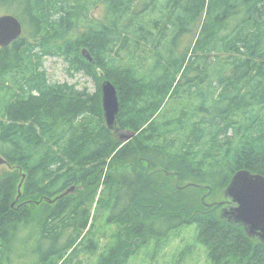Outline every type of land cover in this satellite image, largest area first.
Returning a JSON list of instances; mask_svg holds the SVG:
<instances>
[{
    "label": "trees",
    "instance_id": "1",
    "mask_svg": "<svg viewBox=\"0 0 264 264\" xmlns=\"http://www.w3.org/2000/svg\"><path fill=\"white\" fill-rule=\"evenodd\" d=\"M13 1L31 31L25 26L14 45L0 49V81L4 83L5 75L17 80L25 75L23 63H31L33 57L37 67L34 86L28 90L21 85L24 95H17L0 120V155L11 164L10 171L0 175V252L9 251L20 229L37 217L30 205L47 203L44 198L56 199L74 186V193L47 203L49 209L55 208L44 219L65 221L63 227L74 219L79 239L88 229L89 213L73 210L69 215V208L76 195L88 196L102 185L103 190L115 189L106 209L110 220H121L126 230L112 254L119 250L126 254L129 246L144 241V219L151 218L149 234L160 238L176 227L198 224L212 264L234 260L264 264V245L249 238L243 227L221 220L215 204L206 205L216 188L225 191L236 172L248 169L264 175V112L249 115L251 124H241L246 127L242 135L234 126L236 113L264 110V0H166L167 11L150 26L139 23L147 15L142 7L148 0H97L106 6L107 23L87 20L95 4L91 0H0V4L10 6ZM203 15L191 50L177 52L176 47L164 46L170 31L177 26L189 31ZM43 32L53 33L36 43ZM69 33L73 34L67 42L75 51L74 57L65 56L69 75L82 72L97 85L93 100L88 88L52 83L42 69L41 52L57 54L45 44ZM81 48L90 50L93 62L82 56ZM105 80L119 95L118 133L104 121ZM249 91L253 95L248 99ZM169 114L175 119L170 121ZM197 115L202 118L200 132L192 144L212 137L209 167L205 160H191L195 145L178 146L180 133ZM165 128L173 137L166 136ZM123 131L136 136L123 143L118 135ZM224 144L230 146L225 156ZM124 163L131 173L115 177L114 169ZM24 175L25 188L18 198ZM189 188L206 191L205 201L202 197L198 204L185 197ZM159 223L167 227L158 233Z\"/></svg>",
    "mask_w": 264,
    "mask_h": 264
},
{
    "label": "rangeland",
    "instance_id": "2",
    "mask_svg": "<svg viewBox=\"0 0 264 264\" xmlns=\"http://www.w3.org/2000/svg\"><path fill=\"white\" fill-rule=\"evenodd\" d=\"M92 1L95 2V4L91 6L89 10V19L87 20L90 21V23H107L108 19L105 4L97 2V0H91V2ZM165 1L166 0H160L159 4H154V2L150 0L146 1L142 9L147 12V15L139 18V23L144 26H150L155 20L160 19L162 12L164 11L165 13L167 11L166 4L168 1ZM5 4V2L0 4V16L12 14L17 18L20 17V21H22L24 26L28 29V32H30L29 22L23 17V10L21 7L16 6V2L14 1L9 2L10 6ZM205 15L194 23L189 31H183L179 26L170 31L167 40L164 42V46L176 47L177 52H184L186 49L191 50L192 38L196 39L199 36L206 17ZM51 33L53 32H49L45 35V32H43L42 35L38 37L36 43L42 44L45 42L46 38H50L49 35ZM154 33H157V30H154ZM72 34L73 33L67 34L64 39L53 38L49 44H45L46 49H50L57 54L46 55L41 52L42 69L47 72V77L50 82L59 84L68 83L70 85H75L80 90L88 88L92 95L91 100H93L98 91L97 85L92 80L87 79L82 72L75 77L69 75L68 72L69 64L65 56H75V51L69 47V43L67 42ZM27 35H29V33ZM30 41H32V39H30ZM31 43H33V47H39L38 44L35 45V42ZM40 49L42 50L43 47H40ZM150 50L153 52L155 51L152 47H150ZM162 52H166L164 47L162 48ZM35 61L37 60L33 57L31 63H23L25 75L22 77L28 79V85L30 86H33L35 81L31 80L35 79L34 76L36 75L35 71L37 66ZM97 72L99 75L104 76V73L99 67L97 68ZM8 77L11 78L12 76L5 75L3 77V80H5L3 81L4 83L0 81V120L5 119L3 117H6L8 105L14 101L12 96L15 95V90L12 84L15 82H12ZM19 87L21 91V86ZM246 95L249 96V99L253 94L249 91ZM16 97L17 95L14 96L15 99ZM252 110L250 109L249 111L251 112L247 115H243L242 113L235 114L234 126L235 129L239 131L240 135L246 131V127L241 126V124L244 125V121L251 124L249 115L256 113L262 114L264 112V110H259L257 112L255 109ZM174 117L175 114H169L170 121L175 119ZM201 119V116L197 115L193 119V122L189 124L188 129L180 133L183 139L179 141L178 146L179 148H183L185 145H188L189 148H192L195 145L196 147L194 148V154L191 160L193 161L194 159L197 162L205 160L207 167H209L212 160L211 157L207 155L212 143V137H205L201 144H192L195 140V135L200 132L198 127L201 125L199 122ZM241 121L242 123H240ZM173 128L174 127H169V130ZM164 130L166 131V136H172L168 128ZM175 133L179 132L177 131ZM120 134H122V132L118 135ZM224 145L223 156H225L228 148H230L228 144ZM128 163H124L117 169H114L115 177L117 176V178H119L121 174L131 173L129 169H125ZM9 171V167L2 166L0 168V175H5ZM22 181L23 179L21 182ZM173 181H175V178H173L172 182ZM22 183V187L20 188L21 192L25 188V180ZM186 184L187 183L183 182L181 185ZM171 185L174 186V183H171ZM103 189L104 186L101 185L98 191H96L97 193L93 190L88 196L76 195L75 199H73L74 202L69 208V215H73V210L75 213L79 210L81 213L84 212L83 215H85L86 212L89 213L90 217L88 229L81 233L79 239L77 236L79 230L77 225L73 223L74 219L70 218L67 220L69 222L68 225H70L67 227L61 225L66 223L65 221H62L61 224L58 223V220L54 222V220L51 221L48 219V221H45L44 216L46 212H50L51 208L54 210V205H50V209L47 206L48 202L41 204H39V202L35 205H30V209L37 217H34L30 224L20 229L9 251L2 248L0 252V264H212L209 257V249L207 245L203 244L200 240L203 238V228L201 229L198 224L193 222L176 227L168 232L165 237L160 238L149 234L153 219H144V223L148 228L143 229L145 240L129 246V250L126 254L122 253V255H120V250L112 254L113 251L121 246L122 234L126 230L123 229L124 223L121 220H116L115 218L110 220L111 213L109 209H106L111 204L110 198L115 194V189ZM184 191L185 197H188L198 204H201L202 197L206 193V191L202 192L196 188H189ZM84 198H86L85 203L81 204ZM221 201H225L224 189L221 188H216L213 194L206 199L207 204H215ZM79 219H82V216ZM44 222H48V224L46 225ZM57 225L59 228L55 230ZM159 227L160 229H156L155 232L159 233L161 228L166 229L167 224L159 223ZM58 232H60L59 235ZM74 238L75 241H78L75 242ZM133 239L135 240L136 237ZM71 242L74 244L72 249L69 251L65 250L67 245L71 244ZM233 263L241 264L238 260H234Z\"/></svg>",
    "mask_w": 264,
    "mask_h": 264
},
{
    "label": "water",
    "instance_id": "3",
    "mask_svg": "<svg viewBox=\"0 0 264 264\" xmlns=\"http://www.w3.org/2000/svg\"><path fill=\"white\" fill-rule=\"evenodd\" d=\"M23 33L20 20L14 15L0 16V46L7 47L19 40ZM82 56L89 62H93V56L88 48H83ZM102 109L106 127L118 133V116L121 111L118 91L110 80H105L101 85ZM136 136L135 132L123 131L119 139L127 143ZM2 166L11 167L9 161L0 155V168ZM26 176L24 175L23 181ZM22 181V182H23ZM19 185V196H21ZM196 186V185H191ZM76 187H71L56 199H50L49 203L69 196L75 192ZM225 201L215 203V207L220 208L219 218L235 227H243L247 236L259 241L264 245V175L252 173L248 169H243L235 173L230 184L224 191ZM206 196L203 197V202ZM26 204V203H25ZM213 206L212 204H206ZM14 207V204L12 205Z\"/></svg>",
    "mask_w": 264,
    "mask_h": 264
},
{
    "label": "flooded vegetation",
    "instance_id": "4",
    "mask_svg": "<svg viewBox=\"0 0 264 264\" xmlns=\"http://www.w3.org/2000/svg\"><path fill=\"white\" fill-rule=\"evenodd\" d=\"M6 3V2H5ZM5 15H12V14H5ZM19 19V18H18ZM20 20V19H19ZM21 22V24H22V27H23V33H22V36H23V34H24V31H25V26H24V24L22 23V21H20ZM21 36V37H22ZM14 43L15 42H13L12 44H10L9 46H12V45H14ZM9 46H7V47H9ZM7 47H1L0 46V49H4V48H7ZM36 76H34V78H35ZM15 77H11V78H9L8 77V79H11V81L12 82H15V83H11L12 85H13V88H14V90H15V95H13L12 96V98H13V100L15 101V98H14V96H16V95H18V96H20V95H24L23 94V92L22 91H20V87L19 86H24L25 85V88L26 89H28V90H31V88L34 86H30V85H28V79H26V77H21V78H19L18 80L15 78ZM31 80H34V79H31ZM17 82H20V84L19 83H17ZM52 83H54V82H52ZM14 101H12L10 104H12ZM8 108H9V105H8ZM7 108V109H8ZM44 201H46V202H48L49 203V200L50 199H46V198H44L43 199Z\"/></svg>",
    "mask_w": 264,
    "mask_h": 264
}]
</instances>
